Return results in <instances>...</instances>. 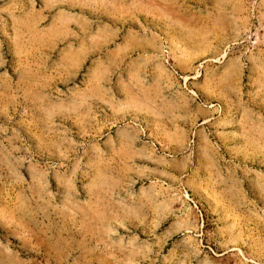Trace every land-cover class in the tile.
Returning a JSON list of instances; mask_svg holds the SVG:
<instances>
[{
  "label": "rangeland",
  "instance_id": "374dc122",
  "mask_svg": "<svg viewBox=\"0 0 264 264\" xmlns=\"http://www.w3.org/2000/svg\"><path fill=\"white\" fill-rule=\"evenodd\" d=\"M0 264H264V0H0Z\"/></svg>",
  "mask_w": 264,
  "mask_h": 264
}]
</instances>
